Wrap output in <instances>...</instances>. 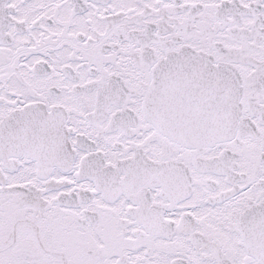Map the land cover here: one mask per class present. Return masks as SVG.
<instances>
[{
    "label": "snow or ice",
    "instance_id": "snow-or-ice-1",
    "mask_svg": "<svg viewBox=\"0 0 264 264\" xmlns=\"http://www.w3.org/2000/svg\"><path fill=\"white\" fill-rule=\"evenodd\" d=\"M0 264H264V0H0Z\"/></svg>",
    "mask_w": 264,
    "mask_h": 264
}]
</instances>
